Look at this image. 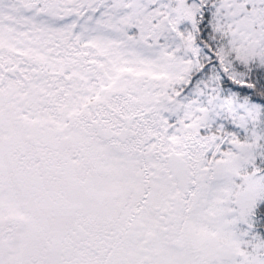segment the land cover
Wrapping results in <instances>:
<instances>
[{
	"label": "snow or ice",
	"instance_id": "obj_1",
	"mask_svg": "<svg viewBox=\"0 0 264 264\" xmlns=\"http://www.w3.org/2000/svg\"><path fill=\"white\" fill-rule=\"evenodd\" d=\"M0 264H264V0H0Z\"/></svg>",
	"mask_w": 264,
	"mask_h": 264
}]
</instances>
